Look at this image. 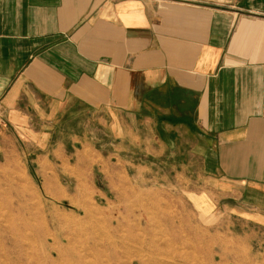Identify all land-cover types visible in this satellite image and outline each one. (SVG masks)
<instances>
[{
    "label": "crops",
    "instance_id": "1",
    "mask_svg": "<svg viewBox=\"0 0 264 264\" xmlns=\"http://www.w3.org/2000/svg\"><path fill=\"white\" fill-rule=\"evenodd\" d=\"M0 127L47 159L156 143L264 226V0H0Z\"/></svg>",
    "mask_w": 264,
    "mask_h": 264
},
{
    "label": "rangeland",
    "instance_id": "2",
    "mask_svg": "<svg viewBox=\"0 0 264 264\" xmlns=\"http://www.w3.org/2000/svg\"><path fill=\"white\" fill-rule=\"evenodd\" d=\"M40 153L36 144L0 127V264H264V226L248 223L224 207H202L206 184L197 161L193 177L182 176L179 168L176 178L167 174L169 166L159 170L156 143L143 146L141 158L132 150L131 165L91 152L70 150L68 157L50 159ZM39 226L51 234L46 248L37 236ZM63 235L75 239L73 248ZM53 236L62 237L61 245Z\"/></svg>",
    "mask_w": 264,
    "mask_h": 264
},
{
    "label": "bare ground",
    "instance_id": "3",
    "mask_svg": "<svg viewBox=\"0 0 264 264\" xmlns=\"http://www.w3.org/2000/svg\"><path fill=\"white\" fill-rule=\"evenodd\" d=\"M36 199H37V198H36ZM76 207H77V206H76ZM90 207H93V206H90ZM78 208H79V207H78ZM84 208H85V207H84ZM86 208H87V207H86ZM94 209H95V208H94ZM2 210L4 211V209H2ZM83 210H84V209H83ZM86 210H87V209H86ZM88 211H89V210H88ZM84 212H85V211H84ZM89 212H90V211H89ZM94 212H95V211H94ZM6 213H7V212H6ZM8 213H9V212H8ZM85 213H86V212H85ZM87 213H88V212H87ZM0 214H1V213H0ZM50 215H51V214H50ZM9 216H10V213H9ZM54 216H55V215H54ZM58 216H59V215H58ZM63 216H64V215H63ZM74 216H75V215H73V217H74ZM84 216L87 217V214H85ZM1 217H2V216H1ZM5 217H6V216H5ZM60 217H62V215H60ZM64 217H65V216H64ZM91 217H94V215L91 216ZM2 218H3V217H2ZM2 218H0V219H2ZM9 218H11V217H9ZM21 218H22V217H21ZM21 218H19V219H21ZM54 218H56V217H54ZM65 218H66V217H65ZM6 219H8V218L6 217ZM28 219H29V218H28ZM30 219H31V218H30ZM76 219H77V218H76ZM87 219H88V217H87ZM22 220H23V219H22ZM59 220H60V218H59ZM71 220H72V219H71ZM88 220H89V219H88ZM20 221H21V220H20ZM30 221H31V220H30ZM44 221H45V220H44ZM60 221H61V220H60ZM64 221H65V220H64ZM69 221H70V220H69ZM69 221H68V222H69ZM72 221H73V220H72ZM74 221H75V220H74ZM95 221H96V219H95ZM0 222H1V221H0ZM2 222H3V221H2ZM4 222H5V221H4ZM24 222H25V221H24ZM37 222H38V221H37ZM41 222H42V221H41ZM46 222H47V221H46ZM49 222H50V221H49ZM75 222H76V221H75ZM80 222H81V221H80ZM22 223H23V222H22ZM44 223H45V222H44ZM63 223H64V222H63ZM91 223H92V222H91ZM91 223H90V224H91ZM117 223H118V222H117ZM2 224H3V223H2ZM5 224H6V222H5ZM8 224H9V223H8ZM25 224H26V223H25ZM52 224H54V223H52ZM59 224H61V223H59ZM64 224H65V223H64ZM74 224H75V223H74ZM77 224H78V222H77ZM77 224H75V225H77ZM3 225H4V224H3ZM9 225H10V224H9ZM9 225H8V226H9ZM31 225H32V224H31ZM37 225H38V224H37ZM43 225H44V224H43ZM62 225H63V224H62ZM67 225L71 226V225L68 224V223H67ZM142 225H143V222H142V220L140 219V221H139L138 224H137V227H138L139 229H141V228H142ZM4 226H5V225H4ZM35 226H36V225H35ZM44 226H45V225H44ZM44 226H43V227H44ZM59 226H60V225H59ZM29 227H30V226H29ZM43 227L40 228V226H39V229H38V230L36 229V230H37V234H38L37 236H40V237H41V246L46 248L45 244H46V241H48L47 235L51 236V234H49L48 231L44 230L45 228H43ZM47 227H48V226H47ZM34 228H35V227H34ZM36 228H37V226H36ZM72 228H73V227H72ZM91 228H92V227H91ZM1 229H2V228L0 227V230H1ZM7 229H8V228H7ZM10 229H11V228H10ZM17 229H18V227H17ZM19 229H20V228H19ZM19 229H18V231H19ZM22 229H23V227H22ZM15 230H16V229H15ZM47 230H48V229H47ZM95 230H96V229H95ZM142 230H143V229H142ZM7 231H8V230H7ZM27 231H28V230H27ZM29 231H30V230H29ZM90 231H91V229H90ZM90 231H89V232H90ZM10 232H11V230H10ZM21 232H22V231H21ZM89 232H88V233H89ZM93 232H94V231H93ZM95 232H97V231H95ZM19 233H20V232H19ZM23 233H24V232H23ZM35 233H36V232H35ZM90 233H91V232H90ZM99 233H100V232H99ZM0 234H1V233H0ZM2 234H3V233H2ZM17 234H18V233H17ZM20 234H22V233H20ZM92 234H93V233H92ZM97 234H98V233H97ZM15 235H16V234H15ZM26 235H27V234H26ZM99 235H100V234H98V236H99ZM1 236H2V235H1ZM10 236H11V235H10ZM12 236H14L13 233H12ZM87 236H88V235H87ZM91 236H92V235H91ZM93 236H94V235H93ZM98 236H97V237H98ZM8 237H9V236H8ZM18 237H19V236H18ZM20 237H21V236H20ZM62 237H63V239H66V241H67V244H66V245H67L70 249L73 248V247H72V246H73V243H74L73 241H75V239L70 238V237L65 236V235H63ZM62 237H61V239H60V238H57V237L53 236V238H54L53 241H54L55 243H58V244H59L60 242H62V241H61V240H62ZM104 237H105V236H104ZM104 237H103V238H104ZM15 238H16V237L14 236V239H13V240H15ZM25 238H26V237H25ZM29 238H30V237H29ZM31 238H32V237H31ZM36 238H37V237H36ZM90 238H91V237H90ZM93 238H94V237H93ZM110 238H112V237H110ZM124 238H125V237H124ZM2 239H3V238L0 237L1 247L3 246L2 244H3V242H4V239H3V240H2ZM18 239H19V238H17V240H18ZM49 239H50V238H49ZM72 239H73V240H72ZM95 239H96V238H95ZM87 240H88V239H87ZM97 240H98V239H97ZM112 240H113V238H112ZM112 240H111V241H112ZM88 241H89V240H88ZM104 241H105V240H104ZM107 241L110 242L109 240H107ZM115 241H116V240H115ZM5 242H6V241H5ZM89 242H90V241H89ZM101 242H102V241H101ZM122 242H123V241H122ZM127 242H128V241H127ZM140 242H141V241H140ZM144 242H145V241H144ZM10 243H11V242H10ZM30 243H31V242H30ZM85 243H86V242H85ZM96 243H97V242H96ZM96 243H95V244H96ZM113 243H114V242H113ZM118 243H119V242H118ZM138 243H139V242H138ZM142 243H143V242H142ZM27 244H29V243H27ZM58 244H57V246H58ZM93 244H94V243H93ZM101 244H103V243H101ZM123 244L125 245L124 242H123ZM136 244H137V243H136ZM143 244H144V243H143ZM29 245H30V244H29ZM59 245H61V244H59ZM91 245H92V244H91ZM115 245H117V244H115ZM25 246H26V245H25ZM25 246H24V247H25ZM36 246H37V245H36ZM36 246H35V247H36ZM38 246H39V245H38ZM38 246H37V247H38ZM57 246H56V247H57ZM86 246H87V245H86ZM89 246H90V245H89ZM89 246H88V247H89ZM95 246H96V245H95ZM95 246H94V247H95ZM98 246H100V245H98ZM103 246H105V245L103 244ZM107 246H108V245H107ZM113 246H114V245H113ZM119 246H120V245H119ZM121 246H122V245H121ZM121 246H120V247H121ZM125 246H126V245H125ZM135 246H137V245H135ZM139 246H144V245L140 244ZM4 247L7 248V246H5V245H4ZM9 247H10V245H9ZM11 247H12V246H11ZM27 247H28V246H26V248H27ZM68 247H65V248H68ZM82 247H84V245H82ZM101 247H102V246H101ZM111 247H112V246H111ZM115 247H116V246H115ZM123 247H124V246H122V248H123ZM59 248H60V247H59ZM59 248H58V249H59ZM74 248H75V246H74ZM78 248H79V247H78ZM89 248H90V247H89ZM102 248H103V247H102ZM105 248H106V246H105ZM112 248H113V247H112ZM141 248H142V247H141ZM0 249H1V248H0ZM10 249H11V248H10ZM37 249H38V248H37ZM54 249H55V248H54ZM61 249H62V248H61ZM93 249H94V248H93ZM125 249H126V248H125ZM18 250H19V249H18ZM29 250H30V249H29ZM52 250H53V249H52ZM52 250H51V251H52ZM66 250L68 251V249H66ZM73 250H74V249H73ZM82 250H83V249H82ZM84 250H87V249H84ZM84 250H83V251H84ZM107 250H108V249H107ZM136 250H137V249H136ZM4 251H5V250H3V251L1 250V253L4 252ZM23 251H24V250H23ZM54 251H55V250H54ZM70 251H71V250H70ZM70 251H69V252H70ZM78 251H79V250H78ZM80 251H81V250H80ZM96 251H97V250H96ZM113 251H114V250H113ZM143 251H144V248H143ZM11 252H12V251H11ZM34 252H35V251H34ZM57 252H58V251H57ZM61 252H63V251H61ZM81 252H82V251H81ZM91 252H92V251H91ZM105 252H106V251H105ZM127 252H128V250H127ZM6 253H7V252H6ZM6 253H5V254H6ZM51 253H52V252H51ZM72 253H73V252H72ZM72 253H71V254H72ZM114 253H115V254H118V252H117V253L114 252ZM124 253H126V252H124ZM2 254H3V253H2ZM21 254H22V253H21ZM25 254H26V253H25ZM33 254H34V253H33ZM57 254H58V253H57ZM62 254H63V253H62ZM87 254H89V252H88ZM151 254H152V253H151ZM154 254H155V253H154ZM8 255H10L9 252H8ZM27 255H28V253H27ZM29 255H30V254H29ZM79 255L81 256V254H79ZM83 255H85V252H84ZM119 255H120V253H119L117 256H119ZM145 255H146V254H145ZM156 255H157V254H156ZM0 256H1V254H0ZM19 256H20V255H18V257H19ZM37 256H38V255H37ZM48 256H49V254H48ZM59 256H60V258H61V256H62L61 253L59 254ZM64 256H65V254H64ZM108 256H109V255H108ZM15 257H16V256H15ZM26 257H28V256H26ZM49 257H50V256H49ZM55 257H56V256H55ZM55 257H53V258L55 259ZM72 257H73V256H72ZM81 257H82V256H81ZM81 257H80V258H81ZM121 257H122V256H121ZM137 257L139 258V256H137ZM141 257H142V256H141ZM141 257H140V258H141ZM29 258H30V257H29ZM29 258H28V259H29ZM57 258H58V257H57ZM62 258H63V256H62ZM62 258H61V259H62ZM117 258H118V257H117ZM138 258H137V259H138ZM38 259H39V258H38ZM46 259H47V257H46ZM61 259H60V260H61ZM88 259L91 260L90 257H89ZM105 259H106V260H109V259H107V258H105ZM142 259H143V257H142ZM13 260H14V259H13ZM18 260H20V257H19ZM70 260H71V258H70ZM81 260H83V259H81ZM112 260H113V259H112V257H111V262H112ZM118 260H119V259H118ZM138 260H140V259H138ZM143 260H144V259H143ZM28 261H29V260H28ZM40 261H41V260H40ZM87 261H88V260H87ZM114 261L116 262V259H115ZM13 262H15V260H14ZM19 262H20V261H19ZM85 262H86V261H85ZM103 262H104V261H103ZM105 262H106V261H105ZM117 262H118V261H117ZM119 262H120V261H119ZM142 262H143V261H142ZM142 262H140V263L138 262V263H139V264H145V263H142ZM16 263H17V262H16ZM45 263L47 264L48 262H45ZM50 263H51V262H50ZM94 263H95V262H94ZM94 263H93V264H94ZM26 264H27V263H26ZM38 264H39V263H38ZM81 264H82V261H81ZM109 264H110V263H109ZM114 264H115V263H114ZM146 264H147V263H146Z\"/></svg>",
    "mask_w": 264,
    "mask_h": 264
}]
</instances>
